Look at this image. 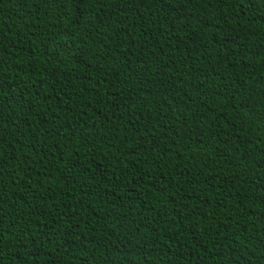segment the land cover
I'll return each mask as SVG.
<instances>
[{"label": "trees", "instance_id": "1", "mask_svg": "<svg viewBox=\"0 0 264 264\" xmlns=\"http://www.w3.org/2000/svg\"><path fill=\"white\" fill-rule=\"evenodd\" d=\"M0 264H264V0H0Z\"/></svg>", "mask_w": 264, "mask_h": 264}]
</instances>
